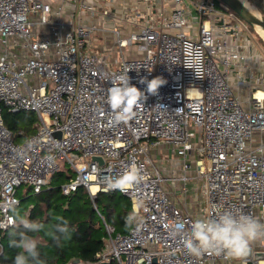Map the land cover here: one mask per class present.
<instances>
[{"label": "built area", "instance_id": "1", "mask_svg": "<svg viewBox=\"0 0 264 264\" xmlns=\"http://www.w3.org/2000/svg\"><path fill=\"white\" fill-rule=\"evenodd\" d=\"M172 1L169 14L135 6L106 26L93 18L110 16L111 7L87 0L71 2L88 18L76 23L47 0H0V232L15 223L18 187L39 192L61 159L73 173L61 184L64 194L79 186L91 197L117 190L137 217L126 232L103 221L107 238L93 264H232L223 255L187 253L170 226L183 222L187 231L197 218L171 196L180 183L185 190L198 179L205 199L199 219L225 210L264 219V48L227 6ZM189 24L196 32L185 29ZM105 33L119 53L113 61ZM133 44L139 55L124 58ZM125 74L145 99L130 121L114 124L108 89ZM154 78L164 83L151 94L147 81ZM2 106L34 113L35 131L16 142ZM162 146L178 161L169 174L155 165ZM133 165L140 182L112 188Z\"/></svg>", "mask_w": 264, "mask_h": 264}, {"label": "trees", "instance_id": "2", "mask_svg": "<svg viewBox=\"0 0 264 264\" xmlns=\"http://www.w3.org/2000/svg\"><path fill=\"white\" fill-rule=\"evenodd\" d=\"M251 1L264 13V0ZM1 112L5 126L11 131L16 142L35 131L32 126L34 113L12 112L3 106ZM55 173L56 171L52 175ZM65 177L68 178L69 175ZM61 184H50L49 181L39 192L33 193V203L27 212L23 216L15 215V223L0 232V264H13L18 250L11 246V242L17 238L19 232L24 231L23 226L19 224L20 218L45 225V231L30 233L39 241L43 264H70L74 258H79L83 263L92 262L95 253L105 245L107 232L104 222L113 226L115 231L120 229L116 232H124L122 227L127 225L126 218L132 212L128 198L117 199L113 194L117 190L97 192L91 197L84 186L64 194ZM114 216L119 224L114 223ZM63 221H67V232H56V228ZM53 233L56 239H53Z\"/></svg>", "mask_w": 264, "mask_h": 264}, {"label": "clouds", "instance_id": "3", "mask_svg": "<svg viewBox=\"0 0 264 264\" xmlns=\"http://www.w3.org/2000/svg\"><path fill=\"white\" fill-rule=\"evenodd\" d=\"M144 82L141 81V83ZM163 83L164 81L160 78L147 81L148 93L155 94ZM144 99V92L131 84L127 74L113 80L112 86L108 89L107 98L113 123L130 121ZM141 179L139 168L133 165L121 176L114 177L111 187L125 191L126 185L139 183ZM136 222L137 217L134 214L126 218L129 227ZM19 224L23 226L24 231L19 232L17 238L11 242V246L18 250L13 264H43L40 258L39 241L30 233L45 231V225L27 218H20ZM67 230V221L61 222L56 228V232L59 233H66ZM170 234L173 237L180 236L184 249L192 256L199 257L208 253L223 255L232 260H242L248 256L253 242L264 239V223L253 216L225 210L211 217L191 222L187 231L183 222H174L170 226ZM52 237L56 239L55 233Z\"/></svg>", "mask_w": 264, "mask_h": 264}, {"label": "crops", "instance_id": "4", "mask_svg": "<svg viewBox=\"0 0 264 264\" xmlns=\"http://www.w3.org/2000/svg\"><path fill=\"white\" fill-rule=\"evenodd\" d=\"M51 3L52 11L55 12L58 7H60V14L61 17L67 21H71L72 23L79 22V20H88L85 16H83L79 11L78 7L75 9H72L71 2L72 0H47ZM196 1V0H195ZM88 3H92L94 5L98 6H110L112 14L110 16L102 17L96 16L93 18V20L99 24H103L106 26H110L112 23H114L115 17L119 16L123 10H127L131 7L139 6L140 9H146L147 7H151L155 10L161 9L164 11L165 14H169L171 9L174 6V3L172 0H114L112 3H108L107 0H87ZM185 3H189V1L185 0ZM191 6V13L194 15H197V9L195 6ZM130 11V9H129ZM78 14V16H77ZM186 30H188L190 33L196 32V25L189 24L185 27ZM109 34V33H108ZM106 37V36H105ZM105 46L103 47L105 49V53L110 56V53L112 54L113 60L115 59V52L114 49H112V43H111V36L107 35L105 38ZM133 53V52H131ZM124 57V53H123ZM132 57V56H131ZM127 58V57H124ZM129 58V57H128ZM112 60V61H113ZM231 80L234 82L233 75L230 76ZM161 152H163V155H169L172 156L171 153L168 151L167 147L162 146L160 147ZM159 149H156L154 151V155L158 158L160 157L161 153ZM174 163V161H171ZM178 164V162H177ZM177 164L175 165V168L172 170H175L177 167ZM171 170V171H172ZM192 173L191 171H189ZM182 185H177V187L172 192V200L175 202V204L182 207L184 210H187L191 212L197 219L200 218V213L205 206V199L202 193V181L198 179H192L189 180L186 185L184 186L186 189H181ZM262 223H264V219H261L260 217L257 218ZM252 254L247 257H251L253 260H255L252 264H264V257L261 258H254V253L256 251H264V239L257 240L253 242L250 246ZM232 264H241V260H232Z\"/></svg>", "mask_w": 264, "mask_h": 264}, {"label": "rangeland", "instance_id": "5", "mask_svg": "<svg viewBox=\"0 0 264 264\" xmlns=\"http://www.w3.org/2000/svg\"><path fill=\"white\" fill-rule=\"evenodd\" d=\"M187 1H195V0H187ZM207 2H208V4H212L213 7H214V9H216V10L226 7V5L223 2H221L220 0H207ZM247 2L250 5L254 6L257 9V11L264 16L263 11H261V9L258 7V5L256 3H253L254 1L247 0ZM191 5H193V4H191ZM129 7H131L130 8V12L133 13L134 12V9H133L132 5L129 6ZM252 31L258 37V41H257L258 43L256 41H255V43L258 44V45L259 44L262 45L263 48H264V42H263L264 40L259 35H257L258 33L254 30L253 27H252ZM107 35L111 36L110 34L105 33V36L106 37H107ZM136 47H137L136 44H133L131 47H126L125 50H124V57H127L128 58V57H131V56L139 55V53H136V51L133 50V49H136ZM131 52H133V53H131ZM110 55H112V54L110 53ZM118 56H119V53H116L114 57L115 58H118ZM107 57H108V60H113V57L112 56H107ZM35 120H37L36 115H34V118H33V121H35ZM159 151L160 152H158V153H161V155L158 158L157 157L154 158L155 165L158 168H160L163 171L164 174H167V173L169 174L170 171L173 168H175V165L177 164L178 161L176 160L175 156H171L170 157L169 155H165V154L163 155V152H161L160 148H159ZM171 161H174V163L171 162ZM57 162L60 164V169H58L56 171V173H55L54 176L52 175V176L49 177L50 184H61V183H65V182L68 181V178H66L65 176L66 175H73V173L67 169L66 164H64L63 160L58 159ZM113 194H114V196L117 199H119L120 197L123 198L124 200L127 199V197L126 196L124 197V195L121 194L119 191H114ZM25 195H26V197L23 198ZM17 196H18V198L21 201H20L19 205L14 206L12 208V213L14 215H17V216H23L27 212L29 206L32 205V203H33V191L30 190V188H29L28 185L22 184L17 189ZM113 220H114V223L115 224H119V221H118V219L115 216L113 217ZM128 228H129V226L126 225V224H124V227H122V230L125 232V231L128 230ZM117 230H120V229H117Z\"/></svg>", "mask_w": 264, "mask_h": 264}, {"label": "water", "instance_id": "6", "mask_svg": "<svg viewBox=\"0 0 264 264\" xmlns=\"http://www.w3.org/2000/svg\"><path fill=\"white\" fill-rule=\"evenodd\" d=\"M220 1L223 2L228 8L233 10L235 13H237L244 21H246L251 27H253L262 38H264V16L261 13L259 14L253 13L242 3L241 0H220ZM91 159L96 160L99 163L103 162L101 156L93 155L91 156ZM251 254L252 251L249 252L248 256H250ZM253 257L256 259L264 257V251H256ZM70 264H93V262L83 263L79 260V258H74L71 260ZM99 264H109V263L100 262Z\"/></svg>", "mask_w": 264, "mask_h": 264}, {"label": "bare ground", "instance_id": "7", "mask_svg": "<svg viewBox=\"0 0 264 264\" xmlns=\"http://www.w3.org/2000/svg\"><path fill=\"white\" fill-rule=\"evenodd\" d=\"M242 1V3L249 9V10H251L253 13H255V14H259V12L257 11V9L254 7V6H252V5H250L248 2H247V0H241ZM264 39V38H263Z\"/></svg>", "mask_w": 264, "mask_h": 264}]
</instances>
